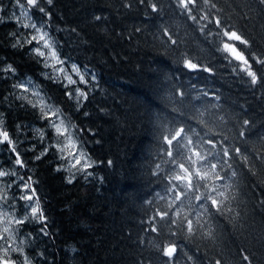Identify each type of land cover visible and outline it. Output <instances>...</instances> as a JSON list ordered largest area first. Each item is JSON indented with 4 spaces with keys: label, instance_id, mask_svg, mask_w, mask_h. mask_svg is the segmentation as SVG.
<instances>
[{
    "label": "trees",
    "instance_id": "obj_1",
    "mask_svg": "<svg viewBox=\"0 0 264 264\" xmlns=\"http://www.w3.org/2000/svg\"><path fill=\"white\" fill-rule=\"evenodd\" d=\"M20 3L32 22L48 33L63 65H76L85 82L75 78V84L65 87L60 78L46 79L44 72L56 75L43 67L42 58L30 53L34 42L13 48L16 39L23 43L32 30L18 22L17 18L25 20L19 16L17 0H0V67L16 68L15 76L0 73L6 77L0 79V114L3 128L25 161L23 168L17 166L15 155L6 151L9 145L0 144V170L16 173L0 177V205L15 219L30 217L21 186L31 176L48 233L31 218L15 224L19 248L9 260L14 264H24L25 257L30 264H264V86L251 85L243 72L234 71L238 62L230 64L218 51L220 29L214 23L219 18L224 28L249 40L246 53L260 55L264 4L211 0L216 4L211 8L198 0L194 21L176 6V0H52L51 5L41 0L47 15L30 8L27 0ZM204 15L213 22L200 19ZM185 60L211 71L190 70ZM261 68L253 63L254 70ZM29 77L45 102L60 110L77 150L92 164L86 172L78 170L82 164L71 167L72 156L61 158L67 156L58 151L65 137H57L39 108L17 98L27 95L34 100L30 93L13 88L17 80ZM76 89L87 99L80 97L77 102ZM179 128L194 142L216 143L215 149L207 143L202 148L210 149L212 163L220 154L222 166L215 171L223 179L212 177L208 183L226 186L221 188L228 194L223 213L210 203L208 210L200 207L204 202L198 204L192 194L170 208L174 193L169 180L179 169L165 153L164 137ZM38 129L44 132L43 140ZM224 148L229 149L230 159L222 156ZM185 151L183 146L174 149L177 162H182ZM201 193L207 190L201 188L196 195ZM211 195L224 199L216 192ZM177 208L193 220V234L156 215L167 210L176 219ZM170 243L176 245L172 260L163 254Z\"/></svg>",
    "mask_w": 264,
    "mask_h": 264
},
{
    "label": "snow or ice",
    "instance_id": "obj_2",
    "mask_svg": "<svg viewBox=\"0 0 264 264\" xmlns=\"http://www.w3.org/2000/svg\"><path fill=\"white\" fill-rule=\"evenodd\" d=\"M140 2L145 3L146 0H140ZM40 3L41 0H27V5L30 6V8H36L40 13H44L45 15H47L45 8L41 7ZM260 3L264 4V0H260ZM17 4L22 9L24 8V5L20 3V0H17ZM47 4L51 5L52 0H47ZM204 4L210 5L211 8H216V4L211 3V0H204ZM197 5L198 0H176V6L183 12L187 13L189 18L194 21L197 20V17L195 15H192V11L197 7ZM150 6L153 12L157 11L156 4L153 3L150 4ZM22 16L27 22H21L20 19L17 18L18 22L21 23V26L23 28L33 29L34 32L28 35L21 34L24 35L23 43L20 39H16L12 47L16 48L19 46L22 48L24 44L31 45L33 44V42H35V44L38 46L31 48L29 50L30 53H33L35 57L42 58L43 67L45 69L51 68L54 72L57 73V76L53 77L50 73L44 72V77L46 79L59 81V74L63 73L64 79L67 80V84L64 85L65 87L70 84H75L76 81H74L72 77L67 74V71L63 67H56L57 65H63L65 61L62 60L58 55L53 41L48 36V33L43 30V26H37L35 22H32L28 10L23 11ZM96 19L99 20L100 17H96ZM200 19L208 21L209 23L213 22V20H210L208 15H204L200 17ZM214 23L216 27L220 29V32L217 33V35L221 37L220 42L222 44V48H218V51H222L225 54L224 58L227 59L230 64L233 60L238 62L233 66L234 71L243 72L247 77L250 78L249 82L251 85H257L258 83H261L262 86H264V53H261L260 55H255L251 52L246 53L245 50L251 47V44L247 38H245L242 34H239L235 30L224 28L219 18L214 19ZM12 35L16 36L17 34L12 33ZM165 35H168V33L165 32ZM169 39L171 40L172 38L169 36ZM172 43H176V41L172 40ZM240 45H243L244 47L240 48ZM45 50H47V52ZM40 62V60L37 61V63ZM253 63L262 66L259 72L253 69ZM184 66L194 71H211V69L207 67L200 69L197 64L191 62L190 60H185ZM72 71L80 76V82H85L84 76L80 74L79 68L76 65H72ZM0 73H11L13 76H15L16 68H14L11 64H7L3 67H0ZM5 78L6 77L4 76H0V79ZM13 88L18 89L21 93H30L32 97H35L36 99L32 100L29 99L27 95L17 96L18 99L27 101V103L31 105V107L39 108L42 118L49 121V126L54 129L57 137H65V142L63 143L62 147H58V151L61 153L67 152V156H62L61 158L67 159L68 156H74V150L76 149L77 145L69 132V125H66L65 121L60 116V110L58 108L54 109L51 105H48L45 102L44 98L41 96V92L36 88L33 80L30 77L26 80H17V82L13 84ZM75 91L76 93H78V95L76 96L77 102H79L80 97L87 99V96L83 91H81L80 89H76ZM67 95L69 96V98H72V90H69ZM57 120L59 121L58 123ZM3 123L4 121L2 119V114H0V144L7 143L9 145V148L6 149V151H10L11 153H13L15 155L14 163L17 166L23 168L25 166V161L21 159V153L17 151L16 144L9 136L8 131L3 128ZM247 124L248 121L245 120L244 125ZM71 127H75V125H71ZM37 131L39 132L41 140H43L44 132L39 129ZM240 135L243 136L244 133L241 132ZM185 140H187L186 144L184 143ZM164 142L168 145V147L165 149L166 155L173 161L174 164L178 163L179 169V171L175 172L169 180V184L172 185L170 191L174 193L173 204L170 205V208H175L176 202L182 203L185 198H188L189 195L192 194L190 198L197 201L198 204L200 201L204 202L203 204H199L200 207H205V210H208L207 206L210 203V206L212 208H215L216 212L223 213L227 208L226 202L228 200V194H226L225 191L221 190V188L226 186H217L215 184L210 185L208 183V181H210L212 177H214L215 180L223 179L219 172L215 171L218 166H222L220 154H216L217 162L212 163L209 160V156L211 155L210 149L208 151H205L202 148V144L207 143L211 146V149H215L217 146L216 143L211 140L202 141L201 143L194 142L190 137L187 136L183 128L175 130L170 136H165ZM180 146H183L186 151L184 153H181L182 162H177L174 155V149L179 148ZM234 151L237 154H240L239 148L234 149ZM46 153L47 148L44 149L41 155L36 156V159H41V156ZM222 156L230 159L231 157H229V149L224 148L222 150ZM82 160L84 161V163L78 170L81 172H86L88 168L92 167V164L88 161V159L86 158V154L83 151H81L80 155L75 158V162L71 164V167L76 168L77 165L81 164ZM246 160L247 158L245 157V161ZM223 163H227V161L224 160ZM228 166L231 167V165ZM157 167L159 168V165H157ZM9 174L16 175L15 172L8 173L0 170V177L7 176ZM235 174V172L232 173L233 176H235ZM21 179H23V177H21ZM31 181L32 177L29 176L25 183L21 186V190L25 193V195H23L21 199L32 202L28 205H25V207H28L30 209V217L26 215L23 219L16 218L15 223L17 225H20L23 224L25 220L31 218L44 226L41 228V231H44L45 235H47L48 233L45 230L47 227V217L44 215V211L41 208L39 198L36 197V190L34 188H31ZM68 183H72V177L68 179ZM201 188L206 189L207 194L201 193L200 195H196V193L200 192ZM212 192L218 193V196L223 197L224 199L221 200L216 196H212ZM3 198L5 200L7 199L6 196H4ZM156 215L159 216L160 220L167 219L173 225H182L184 228H186L189 234H193L194 232L193 220L189 218V215L182 216V209L177 208L174 212V216L176 217V219L170 217L169 211L167 210L158 211ZM7 223L10 224L12 223V221L8 220ZM156 230L157 229L155 227L152 228V231ZM10 231L11 230L8 227L4 228L5 233H9ZM3 239H5V237L0 236V240ZM9 247L11 248V245H9ZM12 250L16 251V249ZM175 253L176 245L174 243H170L163 250L164 256L168 257L169 260H172L174 258ZM5 257H7V251H5ZM244 259L248 260V256H244ZM0 264H14V262L9 259H3L0 260ZM24 264H30V261L27 259V257H25ZM217 264H220V262L217 261Z\"/></svg>",
    "mask_w": 264,
    "mask_h": 264
},
{
    "label": "rangeland",
    "instance_id": "obj_3",
    "mask_svg": "<svg viewBox=\"0 0 264 264\" xmlns=\"http://www.w3.org/2000/svg\"><path fill=\"white\" fill-rule=\"evenodd\" d=\"M25 11V9L21 8L20 6L18 7V13L19 16L25 20V18L22 16V12ZM27 22V21H25ZM32 33L34 32L33 29ZM45 31V30H44ZM46 32V31H45ZM35 44V42H34ZM38 45L35 44V47H37ZM47 52V50H45ZM57 68L63 67L66 71L67 74L70 75L72 77V79L75 81V78H77L78 80H80V76L77 75L75 72L72 71V66L66 67L64 65H57ZM51 72L57 76V73L54 72L51 68H50ZM80 71V70H79ZM80 74L83 75V73L80 71ZM59 78L62 79L64 81L65 84H67V80L64 79V75L63 73L59 74ZM32 97V96H31ZM34 100L36 99L35 97H32ZM48 104V103H47ZM49 105V104H48ZM55 119V118H54ZM59 121L57 120V123ZM75 155L72 156V160L75 162V158L78 157L80 155V151L77 150V148L74 150ZM84 161H81V164L83 165ZM32 202H28V204H30ZM27 214H30V209L28 208ZM8 220H11L12 223H7ZM15 218L13 216L12 211L3 208L0 205V236H4L5 239L0 240V260L3 259H9L10 253L15 252L12 249H17L19 248V242L17 241V239L15 238V234H14V230H13V226L15 225ZM8 227L11 231L9 233H5L4 232V228ZM9 245H11V248L9 247ZM5 251H7V257H5Z\"/></svg>",
    "mask_w": 264,
    "mask_h": 264
}]
</instances>
